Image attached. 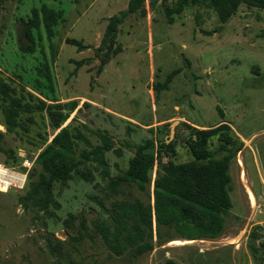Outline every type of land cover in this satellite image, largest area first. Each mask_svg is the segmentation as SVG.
Here are the masks:
<instances>
[{
    "label": "rangeland",
    "instance_id": "rangeland-1",
    "mask_svg": "<svg viewBox=\"0 0 264 264\" xmlns=\"http://www.w3.org/2000/svg\"><path fill=\"white\" fill-rule=\"evenodd\" d=\"M127 2L0 0V77L18 89L24 86L46 103L77 100L61 126L79 129L92 145L102 142L101 134L108 136L121 149L119 156L105 153L113 177L125 171L133 154L123 143L145 138L174 142V154L163 159L185 162L191 159L184 144L188 130L178 126L179 121L199 129L226 122L232 134L236 131L244 140L236 135L243 145L228 166L232 205L224 214L223 230L212 239L187 240L162 227L163 241L158 243L153 236L152 249L139 254L128 249L116 255L93 224L111 223L94 197L102 198L106 209L117 201L132 204L135 199L145 206L148 201L152 204V183L141 189L125 182L111 191L109 178L102 179L97 171L93 181L73 179L64 187L55 185L59 203L55 218L24 207L19 197L26 186V170L21 163L29 159L33 164L54 131L44 110L20 114L32 116L27 131H6L0 108L2 147L12 148L18 156L11 162L0 152V264H162L165 258L178 264L264 261V9L240 4L223 22L207 2L188 1L169 21L166 10L178 0H157L153 6L145 2L144 14L131 13L118 26L108 55L103 51L95 55L108 17L125 9ZM41 4L60 10L61 19L50 37L40 25L31 30L30 38L25 33L27 19L31 7ZM66 38L80 40L85 48L78 50ZM29 45V52L20 48ZM238 140L234 138L233 146ZM219 144L216 137L207 144L214 157L224 153ZM79 147L85 145L80 142ZM6 168L24 174V187L3 182ZM155 170L156 165L150 171L151 182ZM70 212L76 214L74 226L65 228L61 222ZM81 218L86 228L79 240H73ZM46 238L62 240V255L48 254ZM249 242L262 247L256 262Z\"/></svg>",
    "mask_w": 264,
    "mask_h": 264
},
{
    "label": "trees",
    "instance_id": "trees-1",
    "mask_svg": "<svg viewBox=\"0 0 264 264\" xmlns=\"http://www.w3.org/2000/svg\"><path fill=\"white\" fill-rule=\"evenodd\" d=\"M156 1L128 0L125 9L120 10L116 15L109 16L99 45L94 50L95 55L101 51L104 55H108L114 44L118 26L124 19L136 11L144 14V3L147 2L153 6ZM188 1L207 2V5L217 12L223 22L235 13L240 4L264 9V0H178L176 6L167 8L168 20L172 21L171 14L179 13ZM30 12L25 26V33L29 37L31 30L38 29L40 25L47 37H50L52 27L61 19L62 14L60 10H55L46 4L31 7ZM65 41L75 45L78 50L85 48L80 40L66 38ZM20 48L24 52L32 50L31 45ZM75 63L80 64V61ZM162 85L166 87V83ZM51 101L52 103H46L26 90L24 86L20 85L18 89L0 77V108L4 116L5 130L13 131L18 128L27 131V125L32 122V116L21 117L20 114L44 110L48 117V125L54 131L49 143L37 154L32 166L26 170V186H23L24 193L19 197L24 207H31L36 211H42L46 217L55 218L54 209L59 207L54 195L55 185L64 187L73 179L93 181L94 171H97L102 179L109 178L108 187L111 191H115L125 182H133L141 189L152 183V204L148 201L145 206L135 199L132 204L117 201L114 207L106 209L102 198L94 197L98 206L109 214L111 223L104 220L94 221L93 224L101 234L105 245L116 255H122L128 249L134 251V254L152 249L153 236L157 238L158 243L163 241L160 231L162 227L173 229L178 237L187 240L212 239L221 234L224 227V214L232 205L229 196L228 166L243 145V142L232 134L226 122L220 121L215 126L199 129L187 122L179 121L178 126L188 130L184 144L191 159L185 162L176 163L171 159H163L168 153L174 154V142L165 143L163 139L154 141L151 138H145L139 143H123V146L133 149V154L128 159L125 171L113 177L109 175L105 153L112 151L119 156L121 149L116 148L106 135L101 134L100 144L92 145L79 129L70 130L67 126H61L77 106V100L57 102V99H53ZM212 137L218 139L220 143L218 148L224 151L220 157H214L207 147ZM234 138L238 140L235 146L232 144ZM80 142L85 145V148L79 147ZM2 144L3 133L0 131V152L11 162H16L18 159L16 152L10 147L3 148ZM153 147L155 151L149 152V149ZM3 163L11 166L7 160ZM154 165H156L155 176L151 182L150 171ZM22 169L25 170L23 167ZM75 218L76 214L68 213L62 219V226L73 227ZM110 225L111 229H109ZM85 228L84 218L79 219L76 234L71 236V239L79 240ZM171 239L168 238L166 241ZM45 241L47 252L51 257L56 258L62 255V240L46 238ZM258 246L260 244L248 243L254 262L257 261L258 254L261 252L262 247L258 248ZM162 264L178 263L171 258H165ZM257 264H264V261Z\"/></svg>",
    "mask_w": 264,
    "mask_h": 264
},
{
    "label": "bare ground",
    "instance_id": "bare-ground-1",
    "mask_svg": "<svg viewBox=\"0 0 264 264\" xmlns=\"http://www.w3.org/2000/svg\"><path fill=\"white\" fill-rule=\"evenodd\" d=\"M2 180L5 184L19 186L23 180V175L10 169H5ZM250 203H252L253 197L251 192L248 191Z\"/></svg>",
    "mask_w": 264,
    "mask_h": 264
},
{
    "label": "built area",
    "instance_id": "built-area-1",
    "mask_svg": "<svg viewBox=\"0 0 264 264\" xmlns=\"http://www.w3.org/2000/svg\"><path fill=\"white\" fill-rule=\"evenodd\" d=\"M22 167L25 169V170H28L30 167H31V165H32V160H29V159H24L23 161H22ZM1 166V165H0ZM25 174V173H24ZM24 174H22L23 175V180H24ZM23 180H22V182H21V184L19 185V186H17V187H22L23 185Z\"/></svg>",
    "mask_w": 264,
    "mask_h": 264
},
{
    "label": "crops",
    "instance_id": "crops-1",
    "mask_svg": "<svg viewBox=\"0 0 264 264\" xmlns=\"http://www.w3.org/2000/svg\"><path fill=\"white\" fill-rule=\"evenodd\" d=\"M52 8V7H51ZM73 97L71 98H68V99H72ZM74 99V98H73ZM120 117H124V116H120ZM124 118H127V117H124ZM127 119H131V118H127ZM219 123V122H218ZM218 123H216L215 125H217ZM235 135H237L242 141L244 140L243 136L241 134H239L238 132L235 131ZM237 161H239V159H237Z\"/></svg>",
    "mask_w": 264,
    "mask_h": 264
},
{
    "label": "water",
    "instance_id": "water-1",
    "mask_svg": "<svg viewBox=\"0 0 264 264\" xmlns=\"http://www.w3.org/2000/svg\"><path fill=\"white\" fill-rule=\"evenodd\" d=\"M174 123H175V121H174L173 123L170 124V132H173V126H174ZM176 123H177V121H176Z\"/></svg>",
    "mask_w": 264,
    "mask_h": 264
}]
</instances>
